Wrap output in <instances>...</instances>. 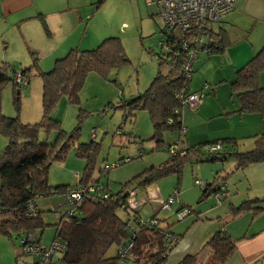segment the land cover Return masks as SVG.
Instances as JSON below:
<instances>
[{
  "label": "trees",
  "instance_id": "16d2710c",
  "mask_svg": "<svg viewBox=\"0 0 264 264\" xmlns=\"http://www.w3.org/2000/svg\"><path fill=\"white\" fill-rule=\"evenodd\" d=\"M161 34L164 35L161 42L167 41L168 48L161 46L158 57L161 61L160 68L149 87L139 95L120 100L108 109H121L125 120L134 119L137 111H147L153 126L151 140L156 143V149L165 144L163 135L166 132L177 133L178 140L167 146L169 158L161 165L147 168L123 184L116 193L111 192L105 184L99 183L108 197L88 192L84 201L76 207V213L71 215L65 199L68 193L74 188L88 189L90 185L98 184L93 177L100 144L93 140L88 143L80 141L81 114L78 116V125L67 132L63 129L61 120L54 117L55 108L63 97L70 104L80 105V92L90 73H98L107 78L110 71L119 70L130 63L122 40L111 37L103 40L93 50L71 49L48 72L40 69L39 59L34 53L32 67L17 71L10 65L0 66V135L7 139L6 147L0 152V237L21 241V247L16 251L17 262L23 255L30 256L24 253V242L43 246L36 235L38 232L43 235L51 225L45 220L46 212L39 208L37 201L41 197L56 195L67 206L55 225L57 232L52 241L61 240L66 246L64 253L58 257L63 264H119L130 257L135 264H167L170 254L180 243L181 236L172 232L169 225L162 224L158 213L150 218L158 223L148 227L141 226V220L144 219L140 212L131 221L128 211L123 208L127 200L125 192L130 188L145 189L172 175L181 178L185 165L192 162H225L233 158L237 170L264 163V132L254 137V147L247 151H241L238 140L234 138L209 141L197 146L185 144L183 110H195L200 104L195 108L190 107L187 103L190 95L198 94L201 101L205 96L203 91H190L196 70L193 64L190 72L185 71L184 67L189 59L187 52L174 44L176 42L166 27L163 26ZM224 48L223 34L209 29L205 50L201 52L213 56L222 53ZM164 66H167L166 70L162 69ZM17 72L28 79L35 73L43 82V116L36 124L27 125L20 120L23 88L15 82L14 75ZM262 72L264 49L236 72L235 80L231 84L239 104L238 113H260L264 116V87L258 82ZM8 83H12L16 91L14 106L17 114L14 117L5 116L2 110L1 95ZM210 92L211 89L207 94ZM214 147L219 148L213 152ZM72 148L78 158L86 161L83 175L75 186H51V166L64 162ZM171 150H174V154ZM212 154L216 155L212 157ZM127 159L129 162L132 160L121 159L119 165L125 164ZM108 170L107 168L104 173L107 174ZM226 178L218 174L213 182L200 187L202 199L221 193L222 201L224 198L221 186L224 181L220 180ZM177 190L179 191V186ZM30 205H33V211L30 210ZM178 206L177 211L188 208L190 215L195 213L192 207L186 206L181 200ZM262 211L264 199L247 200L238 206H232L227 218L233 219L246 213L255 216ZM120 212L126 217H122ZM169 236L178 240L175 247L170 249ZM128 244H132V248L121 258L119 251ZM115 246L118 248L117 254L108 257L109 251ZM236 251V241L222 227L199 250L187 254L177 264H227ZM30 257L33 258L32 264H39L37 257Z\"/></svg>",
  "mask_w": 264,
  "mask_h": 264
},
{
  "label": "rangeland",
  "instance_id": "374dc122",
  "mask_svg": "<svg viewBox=\"0 0 264 264\" xmlns=\"http://www.w3.org/2000/svg\"><path fill=\"white\" fill-rule=\"evenodd\" d=\"M65 2L67 0H64ZM72 4H77L79 7L86 5L83 16L89 17L90 25L87 29L89 34L90 28V49L93 50L107 38L118 37L122 40L125 52L130 61L126 66L119 70H112L108 73L107 78L98 73H90L87 76L85 84L80 92V105L70 104L66 97H63L56 106L55 114L61 120L62 127L67 132L72 131L78 125V116L81 114V142H91L92 140L100 144V152L96 158V166L93 179L98 184L108 185L111 192H118L122 185L132 180L135 176L152 166H159L169 158L167 146L178 140L177 133L166 132L163 135L165 142L159 149H156V143L151 140L153 135V126L150 115L147 111L140 110L136 112L134 119H124V112L121 109H108L110 106L116 105L120 100L130 99L144 92L151 84L153 78L160 68V59L158 58L161 52L160 42L163 40L161 29L164 24L159 16L158 8L155 5H148L147 0H71ZM101 2V3H99ZM98 7V9H97ZM84 17V19H85ZM85 24L77 30V36L80 38L83 33ZM46 33L45 29H42ZM85 32V30H84ZM13 36L8 34L9 46L0 44V55L7 54L8 57L16 56L19 51L25 59V64L30 63L33 59L28 51V48L33 50L34 43H30L21 39L19 34L13 30ZM12 36V37H11ZM89 39V38H87ZM36 39L37 44L43 46ZM35 42V41H34ZM28 47V48H27ZM84 48V45H81ZM88 48V47H87ZM84 50V49H83ZM66 56V55H65ZM37 57L40 56L37 54ZM204 53L199 55V58L194 62L195 70L192 86L202 78V91L204 96L211 89L209 82H218L219 75L215 74V65H221V60L212 58L205 61ZM215 57V56H214ZM224 62V60H222ZM0 59V65L3 64ZM167 65V64H164ZM223 65H227L224 63ZM14 66V65H13ZM26 66V65H23ZM53 66V65H52ZM201 66V67H200ZM17 71L22 67L17 63L14 67ZM50 71L51 69H49ZM167 66L162 68L166 70ZM47 71V72H48ZM34 76L40 81L41 78L35 73ZM209 77L211 80H208ZM213 78V79H212ZM205 82H204V81ZM208 82V83H207ZM27 87V86H26ZM25 87V88H26ZM225 91V90H224ZM223 91V92H224ZM26 92V91H25ZM21 93V111L19 113L22 121L23 98ZM16 94L15 87L12 83L4 86L2 91V110L7 117H14L17 114L14 106V96ZM30 111L37 108L40 109L38 102L33 100L29 104ZM108 109V110H106ZM81 111V112H80ZM43 112V108H42ZM0 137H3L0 135ZM4 138V137H3ZM254 147V138H248L240 145L241 151L251 150ZM141 154V155H139ZM132 158L128 163L119 165L121 159ZM235 163L233 158L227 161H216L210 163H188L185 165L181 178L176 175L159 180L157 183L165 187V201L169 199L179 186V197L185 198L192 206L195 213L186 217L184 221H178L176 212L179 209L178 205H174L171 211H162L158 217L162 220V224L170 225V228L182 236L184 231L180 233L183 227H187L197 218H201L204 223H210L211 219L215 220L217 214L223 215L220 208L225 205L224 210H227L228 202L223 199L222 205H216L215 195H210L202 199V191L195 184L196 179L202 180L205 186L213 182L216 175L223 176L225 172L230 171ZM86 161L80 159L75 154V149H70L67 159L61 163H55L51 166L49 172V181L51 186L58 185H76L79 177L83 175ZM108 173L105 174L106 169ZM205 168L211 171V179H207L210 174L203 172V176L199 174L198 169ZM228 176V175H227ZM209 178V177H208ZM180 179V180H179ZM208 180V181H207ZM208 182V183H207ZM228 182V180H227ZM229 185H232V180H229ZM99 184V185H100ZM222 194H227L226 187L221 190ZM63 204V208H67L64 200L57 196ZM40 199H38L39 201ZM56 204V203H53ZM157 206V204L155 205ZM51 207L55 208V206ZM50 207V208H51ZM219 207V208H217ZM211 211V212H209ZM45 220L51 225L46 228L43 235L37 233L41 239V244L45 247L52 244L53 238L56 235V213L60 210L53 209L45 210ZM154 207L150 203L142 206L140 215L144 220L150 219L154 215ZM216 213V214H215ZM215 214V215H213ZM122 217H126L120 212ZM166 217V220L164 219ZM20 240H10L5 236L0 237V264H32L33 258L23 255L22 258L16 261V251L20 249ZM118 248L113 247L108 257H114L117 254ZM119 264H135L131 257Z\"/></svg>",
  "mask_w": 264,
  "mask_h": 264
},
{
  "label": "crops",
  "instance_id": "0c3cea01",
  "mask_svg": "<svg viewBox=\"0 0 264 264\" xmlns=\"http://www.w3.org/2000/svg\"><path fill=\"white\" fill-rule=\"evenodd\" d=\"M88 2L90 6V0ZM86 7V5L80 7L77 4L73 5L71 0L66 2L64 0H0V44L3 43V46L8 48L10 44L8 34L11 33L13 36L12 32L15 30L23 41L27 42L28 39L30 43L36 45L32 48L33 50L27 47L28 51L31 56L32 53L40 56L38 65L43 72H47L48 67L52 69L55 62L63 58L71 49H90V28L89 34L86 33L90 19L88 16H83L81 11ZM83 24L86 29L83 28L82 36L78 38L77 30ZM43 28L46 33L42 32ZM211 28L215 32L222 33L225 42L222 53L213 56L204 53L207 56L205 61L208 60V57L209 61L212 58L221 60V65L214 67L215 74L219 75V80L216 79L218 82H212L209 77H206L211 80L209 82L211 92L202 98L195 110L190 108L183 110L182 122L186 128L184 142L186 145L197 146L209 141L234 138L238 140L240 148L246 139L254 138L264 132V116L260 113L240 114L237 112L239 104L231 87L236 72L264 49V0H236L234 10L220 22L213 24ZM38 38H41L39 42L44 44L43 46L37 44L36 39ZM81 45H84V48H81ZM0 59L3 61L1 65H14L13 67H15L19 63L25 68L33 65L32 61L25 64V59L19 51L16 56L12 57L1 54ZM224 63L227 65H223ZM258 82L264 87V72L260 74ZM192 85H190V91L201 92L202 78L194 83V87ZM23 92L25 94H22V123L36 124L43 116V82L36 77H31ZM33 100L38 102L39 110L35 108L30 111L29 104ZM54 117H58L57 114H54ZM6 145L7 139L0 137V152ZM202 170L210 172L209 175H205L207 179H211L212 170L198 169L202 177L205 176L201 172ZM224 176L227 178L221 179L220 182L224 181L227 190V194L225 197L223 195V198L228 202V209L224 210L225 205H223L220 211L225 213L217 214L215 220L211 219L210 223H204L201 218H197L187 227H183L180 231V233L184 231L183 236L176 233L181 236V240L170 254L167 264H177L187 254L199 250L222 227L236 241L237 246L236 253L227 264H264V211L255 216L246 213L233 219L227 218L232 206H238L247 200L264 199V163L250 165L240 170H237L233 163L229 173L225 172ZM227 180L228 182L232 180L231 186ZM106 186L108 187V185ZM141 194L148 203L153 205L154 212L160 214L157 202L165 199V187L155 183L141 189ZM56 198H58L56 195L41 197L37 201V205L43 211L46 209L60 210L59 213H56V221L59 222L61 212L67 208H63V204ZM180 200L186 206L192 207L184 197ZM222 201L216 202V205L220 207ZM156 204L157 206H155ZM220 218L221 221H219ZM164 219L166 220V217ZM223 224L225 225L223 226ZM171 231L174 232L172 229Z\"/></svg>",
  "mask_w": 264,
  "mask_h": 264
},
{
  "label": "built area",
  "instance_id": "2783aa9c",
  "mask_svg": "<svg viewBox=\"0 0 264 264\" xmlns=\"http://www.w3.org/2000/svg\"><path fill=\"white\" fill-rule=\"evenodd\" d=\"M236 0H147L148 5H155L158 8L159 16L163 21L164 27L169 31L170 35L173 36L175 45L182 47L189 55V59L185 64V71L190 72L192 66L202 50H205L206 36L208 30L211 29L212 25L220 22L227 14L232 12L235 8ZM169 35V36H170ZM172 38V39H173ZM160 45L165 49L168 48V43L161 42ZM15 82L20 85L23 89L28 85L29 79L23 77L20 72L14 75ZM201 101V97L198 94L190 95L188 98V105L195 108ZM220 147V146H219ZM219 147L212 148L215 152ZM174 154V150H171ZM129 162V160H125ZM107 170V169H106ZM195 184L199 187H203V182L196 180ZM222 190L225 189V184L221 186ZM101 185L93 184L88 189L84 187L72 189L66 196V202L70 208L69 214L76 213V207L80 205L88 192L103 195L105 198L108 197L104 194ZM216 202L220 203L221 193L217 194ZM148 201L141 194V189L130 188L128 189V195L126 203L123 208L128 211L131 221L134 219V215L139 213L142 206H145ZM180 203L178 191L166 201L161 199L157 202L158 211H171L174 205ZM30 210L33 211V205H30ZM190 215L188 208H183L176 212L178 221H183ZM156 220H141L142 227H148L152 224H157ZM168 248H174L178 243V240L169 236ZM24 253L39 259V264H63L58 257L65 251L66 246L57 240L50 246H37L31 245L24 242ZM132 248V244H128L126 247L119 251L120 257H124L128 251Z\"/></svg>",
  "mask_w": 264,
  "mask_h": 264
},
{
  "label": "water",
  "instance_id": "95a60500",
  "mask_svg": "<svg viewBox=\"0 0 264 264\" xmlns=\"http://www.w3.org/2000/svg\"><path fill=\"white\" fill-rule=\"evenodd\" d=\"M157 55L159 56V54H157ZM215 155H216V154H212L211 156L213 157V156H215ZM127 195H128V191L125 192L124 196L127 197Z\"/></svg>",
  "mask_w": 264,
  "mask_h": 264
}]
</instances>
